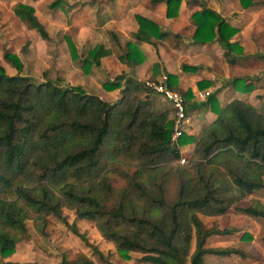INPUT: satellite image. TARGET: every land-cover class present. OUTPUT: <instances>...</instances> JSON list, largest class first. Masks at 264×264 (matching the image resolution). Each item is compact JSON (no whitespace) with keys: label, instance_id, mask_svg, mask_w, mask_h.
Masks as SVG:
<instances>
[{"label":"trees","instance_id":"16d2710c","mask_svg":"<svg viewBox=\"0 0 264 264\" xmlns=\"http://www.w3.org/2000/svg\"><path fill=\"white\" fill-rule=\"evenodd\" d=\"M164 1L165 15H176L180 0ZM59 2L52 0L50 5ZM240 3L247 6L252 1ZM12 11L46 37L32 5L16 2ZM134 17V40L125 41L119 58L138 64L144 54L137 42L152 43V37L160 38L165 31L148 17L138 13ZM191 18L195 25L192 41L209 42L219 37L226 45L223 55L228 61L234 60L230 54L242 53V47L230 41L237 28L214 10L201 6L191 12ZM68 43L70 56L75 58V49ZM108 53L109 48L95 44L83 57L82 68L86 71L90 63L98 65L100 57ZM3 56L10 60L16 73H6L0 64V257L13 252L25 231L26 219H32L42 230L49 213L62 219L87 243L74 223L66 222L61 205L72 208L76 218L94 220L101 235L113 242L123 258H128L130 251H138L141 261L152 264H203L206 253L243 254L232 246H205L206 236L229 233L233 227L206 226L198 213L218 215L233 207L264 217V202L250 196L264 188V111L240 98H231L219 106L215 97L209 95L207 102L214 118L197 136L182 131L176 142L170 143L169 111H152L147 93L142 98L135 95L139 81L126 77L117 98L102 99L78 85H61L57 79L34 82L19 73L21 61L15 53L5 52ZM181 67L190 70L195 65L182 63ZM166 75L167 85L179 91L186 104L191 97L190 88L179 89L175 75ZM122 77L119 74L107 79L102 87L118 88ZM208 83L203 79L196 81L198 88ZM227 83L241 92L253 88L241 76ZM190 142L192 147L185 163L177 165L179 181L171 200L165 199L163 177L156 180L150 174L154 169H148L145 171H149V181L130 178L118 200L107 204L110 186L98 172L106 160L122 152L133 153L140 159L136 169L150 165L158 168L175 159L179 163L180 145ZM85 179L95 185L78 186ZM242 199L246 204L236 205ZM241 237L250 235L243 233ZM260 239L264 243V235ZM59 264L84 263L62 258Z\"/></svg>","mask_w":264,"mask_h":264},{"label":"rangeland","instance_id":"374dc122","mask_svg":"<svg viewBox=\"0 0 264 264\" xmlns=\"http://www.w3.org/2000/svg\"><path fill=\"white\" fill-rule=\"evenodd\" d=\"M51 1L0 0V64L6 73H16L10 60L3 56L5 52H11L15 53L21 61L19 73L27 75L34 82L44 79H57L61 85H78L87 93H94L100 98L114 100L119 96V90L118 92L116 89L115 92L107 91L102 87V83L122 74L120 89L127 73L137 77L136 71H134V65L137 64L126 63L119 58V54L122 55L125 50V41L134 40L130 36L135 28L133 15L141 12L147 14L152 12L153 16L159 20L158 24L168 33L166 37H160V39L152 37V43L143 44L146 52L144 59L138 63L139 67H137L141 79L138 80L132 76L130 79L141 81L139 88L133 92L139 98L147 93L149 108L152 111H159L165 107L166 103L160 96L147 88L142 81L152 78L149 77V74L154 70L155 72L157 70L156 73L164 71L162 69L164 67L163 59L170 57V45L180 46L185 44V41H190L193 32L189 33V30L192 28V23L194 24L191 12L196 10L194 6L190 5L191 0H186V4L177 10V15L171 17L170 21L164 19L165 16L157 6L160 1L60 0L58 4L52 6L50 5ZM251 1V4L243 6L240 0H202L203 6H211L212 8H208L214 10L218 16L223 19H232L233 24L238 26L229 23L236 27L237 31L239 30L236 31L237 33L235 32L237 40L233 41L242 47L241 54L229 55L234 60L228 61L223 52H218L213 46L211 58L204 53H196L191 57L187 52H181L170 60L173 65L168 64L184 72L195 69H182L181 64L187 63L188 58L200 64L210 59L216 77H222L223 72H226L230 79L235 76L250 79L251 84L254 85L249 94L250 100L257 109L264 111V7H262L264 0ZM16 2H24L33 6L34 14L46 31V37H42L36 29L28 27L23 20L13 13L12 6ZM127 7H133L134 11L127 14ZM214 39L225 49L226 45L219 37ZM69 41L75 49V58L70 56ZM98 43L109 48L110 55L101 58L98 65L90 63L85 71L81 65L82 59L87 50ZM208 47L206 48L209 49ZM217 47L219 46L217 45ZM178 56H182V58L179 59ZM225 64H229V66ZM215 66L218 69L214 68ZM226 81L225 79L224 82ZM225 91L224 95L231 97L230 94L233 93V90L227 88ZM152 92L157 95L151 94ZM236 94L240 97L246 95L240 91H237ZM215 102L220 105L217 97H215ZM202 109H199L200 115L203 114ZM170 113L171 111H169ZM196 113H192L191 122L198 127L200 122ZM191 147L192 145L188 146V144L180 145V153L184 159L188 157ZM109 148L110 146L107 149ZM106 161L108 164L105 163L98 172L101 176L106 177L110 186L108 205L118 200L122 188L129 186L130 178L149 181L146 178L149 171H145L148 169H154L150 170L152 171L150 174L156 180L160 178L159 176L163 177L166 188L165 199L171 200L174 197L179 181V172L176 169L180 162L178 163L177 159L171 163L162 164L158 168L150 165L140 170L136 169L140 159L133 156V153L122 152ZM185 161L181 163H185ZM186 170L188 173L192 172L190 168ZM88 180L85 179L78 186L95 185L94 182L90 183ZM263 193L264 188L261 191L252 192L251 195L262 198ZM60 211L68 224L74 223L77 231L86 238L87 243L74 234L62 219L49 213L46 215L42 230L32 219L25 220L24 233L16 241L13 252L5 257H0V264H59L62 258L70 261L81 260L84 264H107L108 262L112 264H152L141 261L139 258L141 253L138 251H130L128 258L121 257L115 250L113 242L103 237L98 231L94 220L76 218L73 209L65 205H61ZM218 217V215L210 216V218ZM228 217L230 216L227 215L220 220V224H228ZM230 220L239 224L238 229H244L243 231L250 235V238L230 236L233 239L231 244L236 243L238 247L248 252L246 253L247 257L244 258L245 264L259 263V257L256 256L262 252H260V246L256 239L264 232L263 224L255 220H245L235 215ZM214 242L216 239L212 240L210 237L207 245H212ZM192 245L193 242L191 248ZM226 261L231 262L229 259L205 257V264H225Z\"/></svg>","mask_w":264,"mask_h":264},{"label":"crops","instance_id":"0c3cea01","mask_svg":"<svg viewBox=\"0 0 264 264\" xmlns=\"http://www.w3.org/2000/svg\"><path fill=\"white\" fill-rule=\"evenodd\" d=\"M153 1H157V2L160 1V2L157 3V6H159L160 11L165 16L164 17L165 20H169L170 21L171 17H175L177 15L176 14L175 16L167 17L165 15V1L164 0H153ZM183 4H186V0H180L178 10L182 8ZM190 5L194 6L195 7L194 9H199L201 6H203V2H202V0H196V1L191 0V4ZM208 7L212 8L211 6H208ZM262 7H264V4H262ZM215 8H217V7H215ZM133 11H134L133 7H127V9H126V13L127 14H129L130 12H133ZM138 14L152 19L157 24L159 22L157 17L153 16L152 12L150 14H147L145 12H141V13H138ZM168 18H170V19H168ZM224 20L226 22L234 25V26H237L236 24H233L234 21L232 19L229 20V19L225 18ZM134 25H135V28L132 30L131 35H130L133 39H134L133 32L136 30V27H137L136 19H135ZM158 25L160 26V24H158ZM176 27L179 28L178 26H176ZM161 29L165 31V34L161 38L166 37L168 31L166 29L162 28V27H161ZM193 30H194V24L192 23V28L189 30V33H192ZM236 33L230 38V40H232V41L233 40H237V37H235ZM185 42H186L185 44H181V45L179 44L180 46L170 45V48H169L170 57L168 59H163L162 58L163 59V64H164L163 65L164 67H162V69H164V71H162V73L159 71L156 74L151 72L149 74V77H152L150 79H160L162 77V75H166V72L172 73L176 77L175 85L179 89L185 90L187 87L190 88L191 97L186 100V122H185V125H184V131H185L186 134H191L193 136H197L200 133L202 127L205 124H207L208 122H210L215 116V114L210 110L209 104L207 102V97L209 95H213V96L217 97L218 102L220 104L219 106L224 105L231 98H240V99L248 101V102H250L252 104V102L250 100V95H249L251 93L250 92L251 90L248 91V92H243V93L246 94L245 97H243L242 95H241V97L238 96L236 94V92L238 90L234 89L231 86V84L227 83V81L230 79L228 73L223 72L224 74L221 75L222 77H216L215 76L214 69L211 67L210 59H207L205 63L201 62L202 64H200V63H196L197 61H193L192 59L188 58L189 61L187 60L188 61L187 64L195 65V69L192 70V71H184L183 72L180 69H175L174 67L169 66L168 63L172 62L170 60H172L176 55H179V53H181V52H187L188 54L191 55V57H193V55H195L196 53H202V54L204 53L206 55L208 54V57L211 58V55H212L211 51H212V47L213 46L216 47L215 50H217L218 52H223L224 51V47L219 45V43L216 41V39H213L210 42H193L190 39V41H185ZM137 43H138L139 48L143 51V53L145 55L146 50L143 48V44L149 43V42H147V41H138ZM217 45L219 47H217ZM206 47H208L209 49H207ZM204 48H206L207 50L204 49ZM109 55H110V53H108V54H106L104 56H101L100 60H101V58L103 59L105 57H108ZM255 56H260V55H255ZM178 57H179V59L182 58V56H178ZM212 63H213V61H212ZM171 64L173 65V63H171ZM137 65H134V67H135L134 71H136L137 77L131 75V73H127L126 74L127 77L130 78L132 76V77L137 78L138 80L141 79V77L139 76V71L137 72V70H138L137 67H139V64H137ZM225 65L229 66V64H225ZM214 68L218 69L217 66H215ZM156 72H157V70H156ZM125 78H123V79L125 80ZM224 78L227 80L226 82H224V80H225ZM201 79L207 80V81H209V83L207 85H205L204 87H202V88H198L197 85H196V81L201 80ZM138 80H136V81H138ZM247 80L250 81V79H247ZM143 81H142V83H143ZM122 86H123V84L121 85V87ZM227 88H231L233 90V93L230 94L231 97H229V96L227 97V96L224 95V93L226 92L225 90ZM115 89L118 92L119 87L111 89V90H107V91L115 92L116 91ZM205 91H207V93H205ZM151 94H155V93L152 92ZM155 95H157V94H155ZM158 96H160V95H158ZM150 97H151V95H150ZM160 98L166 104H165V107L162 108L159 111H162L164 109H168V111H171L169 102L167 100H165L161 96H160ZM102 99H104V98H102ZM252 105L255 106L254 104H252ZM200 108H203L202 109L203 110V114L202 115H200V113H199V109ZM159 111H156V112H159ZM193 112H197L196 115L198 116V121L200 122V125L198 127L195 126L191 122L192 113ZM171 114H172V111H171L170 114L168 113L169 116H171ZM186 144H188V146L192 145L191 142L190 143H186ZM263 178H264V172H263V175H262V179ZM263 182H264V179H263ZM250 196H253V195L250 194ZM253 197H255V196H253ZM257 198L260 199V201L264 202V196H262V198H259V197H257ZM245 204H246V201L243 200V199L236 202V205H238V206H244ZM227 215L230 216V217H228V224H224V225L220 224V220H222L225 216L227 217ZM233 215L242 217L245 220L250 219V221L251 220L259 221V222H261L263 224V228H264V217L250 215L248 213H245V212H242L240 210L234 209L233 207H230L223 214H218V216H219L218 218H210V216H215V215H205V214L198 213L199 218L202 220V222L206 226H216L218 228L233 227V229L229 233H224V234L212 233V234H209L208 236H206L205 242H204L205 246H208V247L232 246V247H235V248H238V249L242 250V252H243L242 255H239L237 253H230V254H227V255H216V254H213V253H206L203 256V264H205V257H207V256H213V257H215L217 259L222 258V260H227V259L231 260L230 263L228 261H226L225 264H245L246 263V260L244 258L247 257L246 253H248V252L245 251L244 249H241L240 247H238V245L236 243H233V245H232L231 242L233 241V239H231L230 236H233V235L235 236L236 235L238 237H241V235L243 233L244 234H248V233L244 232L243 231L244 229H238L239 224H237L235 222H232L230 220V219H232ZM262 235H264V232L262 233ZM262 235H260L256 239L257 242H258V245L260 246L259 247L260 250H261L260 252H262L261 254L256 256V257H259L258 258L259 259V263H256V264H264V243L260 239V237ZM210 237L212 238V240L216 239V242H214V244H212V245H207L208 244V240H209ZM256 257H254V258L256 259Z\"/></svg>","mask_w":264,"mask_h":264},{"label":"built area","instance_id":"2783aa9c","mask_svg":"<svg viewBox=\"0 0 264 264\" xmlns=\"http://www.w3.org/2000/svg\"><path fill=\"white\" fill-rule=\"evenodd\" d=\"M167 76L162 75L160 79H145L143 81L144 85L151 91L162 96L167 100L171 107V118H172V128L169 134L170 143H175L177 137L184 131V125L186 122V104L183 95L170 88L166 83ZM207 93V91H205ZM178 161L184 162V156H180Z\"/></svg>","mask_w":264,"mask_h":264}]
</instances>
